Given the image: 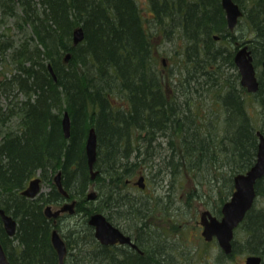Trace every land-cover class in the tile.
<instances>
[{"label": "trees", "instance_id": "obj_1", "mask_svg": "<svg viewBox=\"0 0 264 264\" xmlns=\"http://www.w3.org/2000/svg\"><path fill=\"white\" fill-rule=\"evenodd\" d=\"M234 1L252 28L247 40L258 76L260 128L243 101L247 92L237 84V72L229 86L209 82L223 73L225 63L235 68L232 52L213 45L215 35H229L220 0H148L151 18L142 16L135 0H0V61L9 59L16 69L2 83L7 96L13 89L24 94L6 109L0 106V208L17 222L13 244L0 220V242L10 264H57L50 241L53 228L71 241L69 251L75 261L79 257V264H127L123 255L110 259L112 253L95 240L87 217L102 212L117 227L126 217L144 225L151 215L144 212L146 202L124 195L139 171L154 166L157 148L166 150L161 168L183 184L190 180L196 187L199 179L226 168L220 182L231 194L232 176L255 161L256 130L264 136V0ZM6 17L23 32L19 39L7 32ZM77 27L84 38L74 45ZM155 35H162L180 55V86L171 82L172 71L166 83L161 75ZM67 51L70 57L64 62ZM199 78H205L208 89H216L223 110L219 119L224 120L220 130L215 125L204 128L213 123L210 113L201 117L185 99L177 104L176 95L187 93L191 82L199 86L195 91L200 89ZM64 112L70 118L68 137L62 128ZM13 117L16 128L3 131V123ZM90 127L96 135L95 179L90 178L84 148ZM58 170L64 189L77 198L81 216L66 229L43 212L46 204L64 199L54 184L33 199L20 194L37 173L41 182H50ZM91 183L97 188L93 201L86 199ZM255 191L264 198V176ZM241 224L244 244L234 240L231 253L220 256L230 258L243 250L260 255L264 264V206L253 205ZM140 232L145 234V229ZM144 239L149 241L147 234ZM155 245L146 250L147 264H168V254ZM140 261L134 256L131 264Z\"/></svg>", "mask_w": 264, "mask_h": 264}, {"label": "rangeland", "instance_id": "obj_2", "mask_svg": "<svg viewBox=\"0 0 264 264\" xmlns=\"http://www.w3.org/2000/svg\"><path fill=\"white\" fill-rule=\"evenodd\" d=\"M135 1L142 16H144V18H151L148 0ZM242 14L238 19L237 25L232 30L227 29L229 35H226L225 38H221L219 35L214 36L213 41L215 44L213 43V45H220L231 51L234 55L236 46L244 40L251 38L252 28L247 25V21ZM151 22L152 21H149L150 24ZM6 25L8 26L7 32H10L14 39L17 40L23 35V32L19 31L16 25L13 24L12 18L6 17ZM153 43L158 53V68L161 70V75L165 83L167 82L166 78L172 71V73H170L172 75L171 82L180 86L179 83L182 79H180L181 75L177 71V61L180 55L171 49L172 45H170L168 41L163 40L162 35L160 37L155 35ZM181 56L183 55L181 54ZM222 70L223 73L220 72L218 77H215L214 80H209V82H218L219 86L223 82L225 86H229V80L233 79L237 69L225 63ZM14 72H16V69L13 62L9 59L0 61V106L2 109H6L9 104L12 105L16 100L24 99V94L22 92L13 89L7 96L8 90H4L5 86L2 80L3 82L5 79V82L8 81L7 78ZM204 79L205 78H199V83L202 85L197 91H195L194 87L199 86L195 81H193V83L191 82L190 89L187 93L186 91H182L181 93L177 91L180 93L176 95L178 96L177 104L181 106L183 99H185V101L187 100L191 105L190 107L192 109L196 108L194 110L197 111L201 117L208 118V113H210L213 123L205 125L204 127V123L207 124L204 122L202 127L209 128V126L215 125V130H220L224 125V120L219 119L220 116L221 119L223 117V114H220L223 110L216 101V89H208L209 85L205 83ZM239 80L240 77L238 74L237 84L242 87ZM256 92L257 91L247 92V95L243 94L242 98L245 99L246 107L252 115L251 119L256 127L260 128L262 122L258 114L260 104L255 95ZM182 93H185L186 96H182ZM16 124L17 121L14 117L7 119L3 123L2 130L14 129L16 128ZM1 135L2 132L0 133V136ZM158 140H161V138H158ZM85 143L86 138L84 147ZM165 151L166 150L163 149L162 152V149L157 148L154 166L151 168L145 167L142 171V174L147 179L144 192L141 193L140 191L132 189L133 191L135 190L138 198H142L143 201L146 202L144 212L151 213V215L144 220V225L140 224L135 228V230H137L138 228L144 227L145 234L149 237L148 242L150 248L147 242V251H150L149 249H152L153 245L156 244L155 246L168 254V262H174L175 264H244L245 256L248 255V253L243 250H238L230 258L222 257L220 256L222 252L220 251L217 241L214 238L210 241H205L204 237L200 234V212L202 210H208L213 216H218L217 210L221 207L220 199L224 197V200H228L230 197V194L226 192L227 189L221 186L223 181L220 182L222 173L226 172L227 169L219 167L217 170L221 171H217L216 173L212 172L214 174L212 177L211 175H207L206 178L199 179L198 183L200 184L196 185V187L191 184L190 180L183 184L182 181L175 180L174 178L172 179L169 174H167L166 169L161 168L162 156H164ZM226 174H228V172ZM136 180L137 176L134 177V181ZM171 181L172 183L170 184L169 182ZM51 184H53L52 179L50 182H41L40 192L45 193L46 191H50ZM89 190H95L97 192L96 185L91 183L86 193L89 192ZM128 190L130 189L128 188ZM167 194L169 195V200H173V202H168V198L166 197ZM93 204H96V201ZM254 206L257 209L264 206V198L257 197ZM52 208L55 210L53 206ZM147 208H149V210ZM80 218V214H77L76 216H70L66 221L70 222L72 226L74 225L73 223L76 220L79 221ZM245 239V229L242 224H239L234 229L233 241L235 240L238 245H242ZM223 255L225 254L223 253Z\"/></svg>", "mask_w": 264, "mask_h": 264}, {"label": "water", "instance_id": "obj_3", "mask_svg": "<svg viewBox=\"0 0 264 264\" xmlns=\"http://www.w3.org/2000/svg\"><path fill=\"white\" fill-rule=\"evenodd\" d=\"M221 6L225 12V19L229 29H232L236 24L242 11L237 3L233 0H221ZM84 38L83 30L77 27L73 31V44L76 45ZM69 59V54L64 57L66 62ZM234 62L240 73V83L246 86L248 91H256L258 81L253 65V57L248 46H243L234 53ZM264 67V47L263 60ZM50 72L53 74L51 67ZM55 78V75H53ZM62 128L65 137L69 136L70 118L67 112H64L62 118ZM258 144L257 153L254 164L245 172L237 173L233 176V192L229 200L223 203L221 207V217L218 219L212 216L207 210L201 212L200 223L203 226L201 232L205 240H211L215 237L218 246L224 254H229L232 250V241L234 229L243 221L246 213L252 207L256 192L255 184L257 180L264 176V136L260 131H257ZM86 160L89 167L91 178L97 174V170H93L96 160V135L93 127L89 128L85 143ZM54 182L59 192L63 196L68 197L61 183V172L58 171L54 176ZM140 187H143V176H140L136 181ZM40 189V178L35 177L29 180L27 186L21 193L27 197H35ZM87 199H95V191H90L86 195ZM75 200L64 203L59 209L52 210L50 205L44 207V213L47 217H57L61 212L68 211L73 213ZM0 218L7 234L12 235L16 230L15 219L0 209ZM87 223L93 227L95 238L103 245H109L116 241L122 243L130 242V237L124 235L117 227L112 225L101 212H94L89 215ZM50 240L53 248L58 256V264H63V259L66 255L67 248L63 238L53 229ZM132 246H135L131 243ZM0 264H10L6 258L4 250L0 244ZM244 264H262V258L257 254H248L245 257Z\"/></svg>", "mask_w": 264, "mask_h": 264}, {"label": "flooded vegetation", "instance_id": "obj_4", "mask_svg": "<svg viewBox=\"0 0 264 264\" xmlns=\"http://www.w3.org/2000/svg\"><path fill=\"white\" fill-rule=\"evenodd\" d=\"M139 173H140V171L138 172V174L136 175V176H138L139 175ZM135 176V177H136ZM145 181H147V179H146V177H145ZM127 187L130 189V190H128V188H127V192H126V194L124 195V197H127V199H128V197H130V196H132V197H134V198H138V196H137V194H136V192H135V190L136 191H140L141 193L142 192H144V186L143 187H139V185L138 184H136L135 183V181H134V178L132 179V180H130L128 183H127ZM56 187V186H55ZM57 188V187H56ZM132 189H135L134 191L132 190ZM57 190H58V188H57ZM47 192H49V191H46L45 193H47ZM58 192H59V190H58ZM44 193V194H45ZM60 194H61V196L64 198L63 200H61V201H58L56 204H51V203H48V204H50V205H52L53 207H54V209H59L63 204H64V202H66V201H68V200H70L69 202H71V200L72 199H75V204H74V207H73V214L72 213H69L68 211H64V212H61L57 217H47V218H52L53 219V223L54 224H56V223H58L59 225H60V228H64V229H66L67 228V225H69V224H71L70 222H67L66 220L68 219V218H70V216H73V215H77V214H79L78 213V211H76V205H77V198L76 197H70L69 196V198H67V197H65V196H63L62 195V193L61 192H59ZM21 194V193H20ZM40 194V192L38 193V195ZM22 195V194H21ZM37 195V196H38ZM22 196H24V195H22ZM36 196V197H37ZM24 197H26V196H24ZM167 198H168V202H173V200H169V195L167 194V196H166ZM26 198H29V197H26ZM33 198H35V197H33ZM33 198H29V199H33ZM51 206V207H52ZM211 213V212H210ZM72 214V215H71ZM212 214V213H211ZM81 219V218H80ZM119 218H117V220H118ZM0 220H1V218H0ZM126 221H125V223H122V225H121V227H119L118 226V228L124 233V234H126V235H128L129 237H130V242H125V243H122V242H120V241H116V242H114V243H112V244H109V245H104V246H107V248H108V250H109V253L111 252L112 254H111V257H110V259L111 260H121L122 258H121V255H123V260H124V262H126L127 264H131V262H132V257H136V256H140V259H141V263L142 264H147V262H148V260H147V257H146V250H147V241L144 239V236H145V234H143V233H141L140 231L144 228V227H142V228H138L137 230H135V228L138 226V225H140V223H141V221H140V223H139V221H138V223L135 225V223L133 222V220H131V221H129V219H127V217H126V219H125ZM80 221V220H79ZM79 221H75L74 223H76V222H79ZM200 222V221H199ZM1 224H2V227H3V230H4V232H5V234L9 237V238H12L13 239V237H14V235H15V232H16V230H15V232L12 234V235H9V234H7L6 233V231H5V228H4V226H3V222L1 221ZM88 224V223H87ZM142 224V223H141ZM89 225V224H88ZM90 226V225H89ZM116 226V225H115ZM16 227H17V225H16ZM90 227H92V226H90ZM200 227H201V231H200V234H201V232H202V230H203V226H202V224L200 223ZM92 229H93V227H92ZM61 235V234H60ZM93 235H94V230H93ZM201 236H202V234H201ZM67 237V236H66ZM66 237L65 238H63V240L65 241V244H66V246H67V253H66V256L64 257V262H63V264H68L70 261H73L75 264H79L80 263V259H79V257L77 256V261H75L74 260V258H72V256H71V253H70V251H69V248H68V245L70 244V240H67L66 239ZM8 238V240H10ZM15 240L16 239H13V244L15 243ZM95 240H96V238H95ZM11 241V240H10ZM97 241V240H96ZM98 242V241H97ZM131 243H134L135 244V246H132L131 245ZM0 244H1V242H0ZM68 244V245H67ZM1 246H2V244H1ZM15 246V245H14ZM2 248H3V246H2ZM54 249V248H53ZM155 249H158V247L156 246L155 247ZM56 252V251H55ZM57 254V253H56ZM58 257V256H57ZM7 258V257H6ZM58 263V262H57ZM160 263H163V262H160ZM160 263H153V264H160ZM168 264H175L174 262L173 263H168Z\"/></svg>", "mask_w": 264, "mask_h": 264}, {"label": "bare ground", "instance_id": "obj_5", "mask_svg": "<svg viewBox=\"0 0 264 264\" xmlns=\"http://www.w3.org/2000/svg\"><path fill=\"white\" fill-rule=\"evenodd\" d=\"M238 19H239V18H238ZM225 21H226V19H225ZM237 22H238V20H237ZM237 22H236V24L234 25V27L237 25ZM234 27H233V28H234ZM226 28L229 29V28H228V25H227V21H226ZM233 28H232V29H233ZM232 29H229V30H232ZM248 44H249L248 40H244L243 42L239 43V45L236 46V50H235V51H237L238 49L242 48L243 46H248ZM235 51H234V52H235ZM67 54H69V57H70V52H69V51H67V52L65 53L64 57H65ZM63 61H64V58H63ZM13 64H14V63H13ZM14 66H15V64H14ZM49 66H50V64H48V68H49ZM50 67H51V66H50ZM51 69H52V68H51ZM243 101H244V103H245V99H243Z\"/></svg>", "mask_w": 264, "mask_h": 264}]
</instances>
